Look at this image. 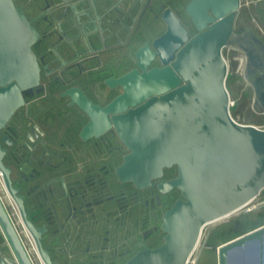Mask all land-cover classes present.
Returning <instances> with one entry per match:
<instances>
[{
	"label": "water",
	"instance_id": "obj_1",
	"mask_svg": "<svg viewBox=\"0 0 264 264\" xmlns=\"http://www.w3.org/2000/svg\"><path fill=\"white\" fill-rule=\"evenodd\" d=\"M239 9V0H192L186 12L193 34L167 9L166 31L153 41L154 51L140 48L134 55L138 68L111 80L122 93L104 108L81 105L91 117L82 138L113 125L126 146L116 168L119 181L180 192L162 215L161 244L143 247L125 264H188L207 225L240 211L264 190V128L233 119L226 88L223 50L231 48L244 55L253 106L260 104L264 112V43L235 31ZM38 37L13 0H0V129L23 104L22 93L38 85L40 68L31 48ZM155 59L160 66H151ZM107 113L111 119L103 120ZM98 122L101 129L92 133ZM173 168L176 176L166 180L164 172ZM0 170L12 192L1 162ZM11 197L23 212L20 200ZM27 230L40 262L52 264L39 233ZM0 232L6 241L0 244V264H33L1 200ZM263 240L264 224L220 245L218 264H228V253L249 242L259 245L260 258Z\"/></svg>",
	"mask_w": 264,
	"mask_h": 264
},
{
	"label": "flooded vegetation",
	"instance_id": "obj_2",
	"mask_svg": "<svg viewBox=\"0 0 264 264\" xmlns=\"http://www.w3.org/2000/svg\"><path fill=\"white\" fill-rule=\"evenodd\" d=\"M13 1L39 33L31 48L40 70L38 85L22 93L23 104L0 129V162L12 189L0 170V200L33 264L40 258L27 226L39 233L52 264H125L161 244L162 215L180 192L119 181L116 168L128 150L113 125L82 138L91 117L81 105L104 108L122 93L111 80L138 68L140 48L154 51L167 9L193 34L186 12L192 0ZM164 173L166 180L176 176L174 168Z\"/></svg>",
	"mask_w": 264,
	"mask_h": 264
},
{
	"label": "rangeland",
	"instance_id": "obj_3",
	"mask_svg": "<svg viewBox=\"0 0 264 264\" xmlns=\"http://www.w3.org/2000/svg\"><path fill=\"white\" fill-rule=\"evenodd\" d=\"M235 29L237 33L252 34L264 42V2H258L256 6L251 1L241 0V7L235 20ZM223 56L228 65L226 88L231 99V116L238 123L263 127L264 115H256V109L252 104L250 80L246 81L243 77L244 58L242 53L235 49L225 48ZM263 224L264 190L239 212L206 226L202 231L199 246L190 259V264H218L217 248L220 245ZM150 225H156V223L150 222ZM135 229L132 230L135 231ZM134 236H136V232H134ZM28 247L30 248L29 245ZM258 249L260 247L255 242L235 248L228 253V264H258L259 260H261V264H264V240L261 244L262 255L260 258Z\"/></svg>",
	"mask_w": 264,
	"mask_h": 264
},
{
	"label": "bare ground",
	"instance_id": "obj_4",
	"mask_svg": "<svg viewBox=\"0 0 264 264\" xmlns=\"http://www.w3.org/2000/svg\"><path fill=\"white\" fill-rule=\"evenodd\" d=\"M1 189V188H0ZM12 199H13V197H12ZM14 204V203H13ZM16 205V204H15ZM246 207V206H245ZM18 210V209H17ZM18 212V211H17ZM239 212V211H238ZM237 213V212H236ZM235 214V213H234ZM17 215H19V214H17ZM19 218H20V216H19ZM22 219V218H21ZM20 219V220H21ZM24 221V220H23ZM26 224V223H25ZM21 236V235H20ZM30 239V238H29ZM199 243H200V241H199ZM203 245V244H202ZM198 246H199V244H198ZM34 249H35V252H37V249L34 247ZM201 250V249H200ZM196 251V250H195ZM195 253V252H194ZM194 253H193V255H194ZM41 261V260H40ZM40 264H43L42 262H40ZM188 264H190V261H189V263Z\"/></svg>",
	"mask_w": 264,
	"mask_h": 264
},
{
	"label": "crops",
	"instance_id": "obj_5",
	"mask_svg": "<svg viewBox=\"0 0 264 264\" xmlns=\"http://www.w3.org/2000/svg\"><path fill=\"white\" fill-rule=\"evenodd\" d=\"M251 92H252V104H253V99H254V95H253V90H251ZM256 111V113H261L262 111L261 110H255ZM210 225V224H209ZM208 226V225H207Z\"/></svg>",
	"mask_w": 264,
	"mask_h": 264
},
{
	"label": "built area",
	"instance_id": "obj_6",
	"mask_svg": "<svg viewBox=\"0 0 264 264\" xmlns=\"http://www.w3.org/2000/svg\"><path fill=\"white\" fill-rule=\"evenodd\" d=\"M262 128H264V126Z\"/></svg>",
	"mask_w": 264,
	"mask_h": 264
}]
</instances>
